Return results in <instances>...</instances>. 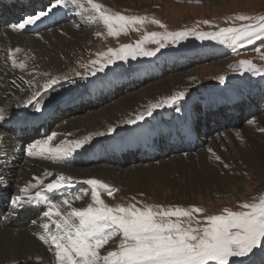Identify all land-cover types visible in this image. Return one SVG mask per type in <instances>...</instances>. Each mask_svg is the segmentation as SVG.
Returning <instances> with one entry per match:
<instances>
[{
  "label": "rangeland",
  "instance_id": "1",
  "mask_svg": "<svg viewBox=\"0 0 264 264\" xmlns=\"http://www.w3.org/2000/svg\"><path fill=\"white\" fill-rule=\"evenodd\" d=\"M94 2L95 3L102 2L100 4L104 6V10H106L107 12L111 14L121 13V14L128 15V16H143V17H146V20L143 23V25H136L133 28H129L125 32H122L121 34H119L118 36L107 35V29L105 28L103 23L100 21H93L94 23L93 25L95 27L92 32L90 31L91 30L90 27L82 28V26H80L82 25V22L76 21L78 22V26H80L79 27L80 29H78V27L77 29L81 30L82 28L83 30L89 31L92 34V38L87 42V45L85 47L78 48L74 56H72L73 60L70 63H68L65 66H61V63L59 62V67H55L53 69L55 70L57 68L58 73L55 74L53 70H49L46 74H42V76H38V80L32 76L37 69V67L34 65L40 64L43 61V58H44L43 55H47L48 52H49V55L47 56L57 58V55L59 54L60 51H57V54L54 51L57 50L55 44L59 43V39L58 41L57 39H53V41H48L46 43H43L42 41V46L38 49L36 53L32 52L31 50L32 47H29V49L20 48L18 51L20 53V56H19L20 59L18 58L14 63H12L9 60L11 57L12 50L6 47L1 37V33H3L6 29L0 30V65L2 66L4 65L3 67H1V69L7 71V72H3V74L9 76L11 72H19L21 76L19 73L18 74L16 73V75L22 79L25 76H29L30 79L32 78L31 80H29L30 84L31 82H34V81L37 82L35 87L37 91H41V95L49 94V92L51 93L50 89L47 92L42 91L43 86L50 79L56 78L58 81L61 80V78L63 77H68L69 79V80L65 79L64 81L57 83L55 85V87L59 85L63 86L65 88V91L63 94H66V95L62 99L61 102L57 101V98L59 97L58 96L49 105L50 109H57L59 105H61L62 107L58 110L57 113H53L52 115L49 116L51 122H53L57 114L59 113L58 118L55 120L54 123L51 124L50 130L45 136L43 137L36 136L32 138L31 140H27L28 142L20 144V143H17L12 138L11 134L8 133L7 130L5 132L4 131L5 129L0 127V130H1L0 134H2V136L0 135V139H2L8 147L17 146L19 148V152H22L21 154L23 156V162H24L23 170L22 171L20 170L19 172L17 171L16 164L19 162L21 158L18 160H12V162L10 160V164H8L7 166V171H8L7 176L9 180V185L1 187L0 191H4V194L2 196L7 197L10 201L12 197H14L15 195H18L19 193L18 190L15 189L16 186L13 185L14 183H17V184L29 183V181H31L33 177L37 175L38 176L40 175L39 177H42L43 175H44L43 177H46L47 176L46 171H47V172L53 173V176H47L48 181H51L52 179H54L55 175H58V174H63L65 176L72 177L73 179L72 186H75V190H73L71 195L67 197L71 198L77 194L82 195L80 196L82 197V200L81 202H77L76 207H85L89 203H92L91 195H90V185L84 182L86 179V176H84V174L81 175L80 173L81 170H83L84 168L87 169L88 166L82 165L83 163L81 165H78V164H74L73 162H71L70 158L72 157L73 154L69 155L68 157H65L63 159V162L61 163L60 161H52L50 159H47L46 156H36V157L29 158V156L27 157L26 152L24 151V149L29 144L34 143L38 140L45 139L47 135L54 132L55 129L61 128L63 124H65L68 120L70 121V118L72 120L71 123L73 122L75 123L76 121H82L78 119L81 116H82V119L84 118L83 120H85L83 122H86L88 120L86 118H89L88 116H90L91 114L92 115L90 117H93V116L101 117L99 119L100 122H99L98 133H105V135H102V136L95 135L94 137L93 134H91L94 140H91L90 142L102 141L100 139H108L110 137H115L116 139H119L121 136L120 132H123L126 129L127 130L130 128L134 129L137 126H147L148 127L149 125L152 124V122L155 121L156 118L161 116L160 114H163V111H165V109L162 108V109L154 110L152 116L146 117L145 120L140 121V123L138 122L136 124L129 125V124L124 123V121H126L127 119H134L137 114L141 112H145L150 104L160 102L165 97L175 94L178 91H184L185 97L181 102H179L178 105H173L171 107H167V106L165 107L167 111H166V114L164 115L165 117L170 116V119H173L175 117V114L179 113V111L176 110L177 107H179V109H181L182 107H186L190 111L195 113V109H193L195 104H199L200 106L201 105L207 106L208 102L213 103V100L216 99L217 95H219L220 99L222 98L227 99L226 95L229 92H233V93L239 92V94L241 95L250 96L252 93H255V91L260 92L264 90V76H262L263 73H260V74H254L250 72L241 73L237 70V67H236L240 60L248 59V60H251L253 63H255L261 69H264V41L262 40H256L253 42V44H244L242 47H239L236 52H233L232 46L230 44H223L219 41H200V40L195 39L193 36H189L188 39L181 41L179 44H170L166 46L165 48L161 49V51L153 57H137L135 60L129 58L128 60H126L127 62H129L128 63L129 67H125L121 69L119 66H116V64L117 62L122 63L123 61H117L114 64L106 67L105 71L97 72L95 76L86 75V73H90L94 68V65H92L91 61L98 59L99 58L98 54L105 52L108 48H117L124 44H135L136 41L143 39V37L147 33H150V32H162L165 30L176 31V30H184V29H196L199 31H209V30H217L220 27H228V26L236 25L240 23L239 21H236L234 19L236 15L244 14V15H250V16H264V0H119V1L94 0ZM86 3H87V0H86ZM82 6H84V9H86L89 12L88 17L91 14H94V11L91 9L90 5L83 4ZM152 19H157L161 21V23L165 27L161 28L159 25L151 23ZM204 21H209L210 23L205 24ZM88 26H90V24H88ZM66 27L68 26H59L58 29L54 30V35H57V33H59L61 30H63ZM78 30L70 31L68 33L69 34L68 38L65 37L64 39L62 36L61 37L66 43L68 42V39L71 36L74 38H72V40L70 41H74L76 40V38H79L83 33V32H79ZM97 33H99V35H97ZM30 36H33V35H30ZM29 42L31 41H26L25 43L29 44ZM31 43L33 45H36L33 42ZM144 46L149 49L157 47L156 44L150 41L146 42ZM210 46L220 48L223 52V56L221 57V54H218V56H216L214 59H209V58L202 59L198 55L193 56L201 48L210 47ZM257 48L260 49L259 52L256 51ZM207 53L213 54V51L209 50ZM30 57L32 59H30ZM154 57L164 58L165 61H167V63L169 59H171V61H174L167 69H165L164 73L162 74L160 78H150L149 80L144 81L140 86L128 92H122L121 94L114 97L113 99L111 98L110 101H108V98H107L104 103L98 106L92 107V108L88 107L90 106L88 105V103L92 100L94 101L95 99L97 100L99 98H96V97L95 99L90 98V101L88 103L86 102L87 104H85V106H81V108L77 110L73 109L69 111V113L65 114L64 112L65 110L70 109L72 108V106L74 107L76 105L73 102L70 103L69 105H67V103H64V102L66 101L71 102L72 101L71 98H74L76 96H77L76 98H78L82 90L88 89L87 88V86H89L88 84H92L99 88H105L106 93L109 95L111 91L108 92V88L110 87L109 86L100 87L99 86L100 82L109 81L112 79L113 75L115 77L122 75L124 72H127V70L135 71L139 68H142L144 65H147L146 63L150 61L151 59H153ZM179 58L185 60V62H182V66H180V64H177L176 62L178 61ZM153 62H157L156 59L150 61L149 67L153 65ZM21 63L24 65L23 67L19 66V64ZM123 65L124 64H122L121 66ZM77 73H79V75H77ZM179 76H181L183 80H181V82H176L177 79H175L174 81L173 78H176V77L179 78ZM221 76L224 77L223 81L220 80ZM97 81L99 82L98 85L95 84V82ZM156 81L161 83L160 84V94H157V98H155L154 100H150L149 96H144L142 97L143 100L141 101L138 100V102L136 101L135 104H132L130 107L128 106L124 107V109L120 111V113H123L124 110L127 111L123 119L118 118L117 120H112V119H109V117H107L108 115H100V116L98 115L100 112L103 111V107H106V105L108 104L112 105L116 99L119 100L120 98L124 96H129L130 98H132V96L135 95V93H140V94L142 93V95H144L145 93H143V89L146 88L145 86L150 85ZM250 82H257L254 88H251L254 85H251L253 83H250ZM70 84H76L80 86L81 88L77 92H73L71 89L67 90L66 87H68V85ZM0 85H2V88H1L2 91L10 95L11 101L19 102L15 106L16 109L14 108V110H17L18 112H22V110L24 109L23 111H26V112L28 111V113H30V111L31 112L36 111L34 104L29 106L28 108L23 107L25 104V100L27 101L32 96V94L30 95V91L22 90L19 88L12 90L10 83L6 82L4 78L0 79ZM232 86L238 89L235 91L234 90L228 91L226 89ZM247 88H250V89H247ZM85 93H88V92H85ZM101 96H104V94ZM23 101H24V104H23ZM222 101H225V100H222ZM45 111L46 110H44V112ZM249 121H252V123H249ZM261 123H264V114L257 113L255 115L248 116V118H243L239 126H229L223 130L220 129L217 133H214L208 136L206 135L205 137L202 138L203 143L201 147L198 146L199 148L198 147L194 148V150L198 148V152L196 156H198L199 158L204 157L208 153V150L214 147H216L219 151H222L223 144L226 145V144L231 143L232 141H235L237 143L239 142V144H244L246 139L243 134H245V132L248 129H252L254 130L256 134H262L260 137H262L263 139L257 140V142L261 144L262 143L261 141H263L260 151H262V155H263L262 160L264 161V132L259 131L260 128H264V124H261ZM109 127L114 128V131H113L114 134L109 135L111 133H107V129ZM79 128H80L79 133L77 134L79 139H83L84 137L89 136L88 134L90 133L95 134L97 132V131L94 132L93 129L85 130L84 124H79ZM59 131L60 130H57L58 133L55 131L57 133V136L54 139L55 141L51 142L53 145L58 144L59 142L64 140L61 137L62 135L61 131H60L61 135ZM224 139H225V142L223 141ZM218 142H221V145L219 144L220 146L218 145ZM249 144L247 143V145ZM215 154L219 156V153L215 152ZM210 156L211 157L207 155L203 159L206 163H209L213 167V169H215V172H218V175L220 177H225L226 175H228L229 177H233L229 181H227V179H224L225 181L223 180L221 184H218L220 185V189H217L218 187L214 184L208 187H204L202 189L200 185L194 184V189L190 191L189 188H192L193 186L192 179L187 180L184 177V174L177 170H171L169 172L170 176H167V177L158 176L157 174L151 175L149 173L147 174L143 172V169L145 168L147 170H153L154 168L158 167L157 168L158 170L162 171L163 169L165 170V172L169 170V169H165V167L166 168L170 167L171 169L173 168L177 169L179 167H172L170 165H171V162H174V158L175 160L176 159L179 160V157L171 158L169 161L167 160L169 157L160 159L161 162L159 164L157 163V161H151V160H148L146 162L145 161L136 162V160L133 159L134 161L131 162V160L129 161L127 160L130 158L126 157V160H124L123 162L115 164L117 167L116 168L117 170L116 169H113V170L117 172L116 179L122 180V178H125V176L123 175L124 174L129 175L130 173L128 171H131V173L134 176L133 180L138 182V184H137V187H135L134 184L130 182L132 186L131 185H128V186L133 187L134 189L135 188L137 189L135 190L132 189L129 191L128 186H127L128 188L126 186H122L124 185L123 183H120L121 185L117 183L120 186L114 187L115 182H113L112 180L110 181L102 180L106 184L110 185L112 188L116 189V191L113 193L111 197H109L106 192L102 191L101 197L105 201V203L108 204L109 206H114L116 204L127 205L129 203L136 204L137 207H142L144 205H152V206L159 205V206H163L164 208H168L169 206H180L183 208H188L190 206H196V207L203 209L202 213H193V220L191 222V226L197 227V224L195 222L197 219L202 221L204 216L213 215V214H221L224 208H228L232 211H240L242 210L240 208V205L242 203L256 202L261 196H264V163L258 162L256 163L257 165L254 166V168H250V169L244 165L242 169L237 170V171H232L231 169L234 167V165L232 164L233 160L226 159L227 163L223 164L224 169L222 170V167L220 166L222 163L221 162L222 159L217 161L213 155H210ZM184 157H187V156H184ZM220 158H223V157H220ZM203 159H200V160H203ZM76 160L78 161V159ZM149 162H152V163H149ZM97 163H98L97 165L106 164V163L102 164L103 163L102 160ZM136 163H138V165L143 166V167L141 168L139 167V169H133V168L127 169L128 167H132ZM242 163H243L242 160H237L238 165H243ZM149 164L154 165V166L151 167L150 169V167L148 168ZM215 164H217V166H215ZM59 165H62L63 167ZM106 165H110V164H106ZM159 165L162 167H159ZM225 165H227V167H225ZM0 166L2 168L4 167V164H2L1 161H0ZM118 168L121 169V173L119 172ZM213 169L206 168V170H213ZM194 171L199 172L198 170H194ZM21 172L23 175L21 174ZM79 174L81 176H79ZM182 175L184 178H182ZM14 176L17 179H15ZM191 176H193V173L191 174ZM80 182L82 183L81 185H79ZM64 198L65 197L56 198V199L51 200L52 202H55L59 205L61 204L62 208L60 207V209H62V212L66 211L65 210L66 206L62 205V200ZM137 202H140V203H137ZM41 215L39 219H37V221L32 222L28 227L22 228V229L27 230L32 225L40 226L46 220V218H44L43 215L42 216ZM39 222L41 224H39ZM1 228L8 229V226H4L3 224H0V229ZM10 231L12 235L18 236L17 232H15L14 230L13 231L10 230ZM30 233H34V230H30ZM31 238L37 239L36 235L34 234H31ZM119 240H120L119 235H117L116 237H113L109 241V243L105 245L104 248L99 250L100 254L105 255L107 251L115 250L118 247ZM2 250H3V259L10 258V256L8 257L4 254L5 252L12 255L11 257L15 256V253L13 252V250H8V249L6 250L2 249ZM261 255H264V249H257L256 251H254L252 254H250L247 257L233 258V264H236L237 260L239 261V264H253V263L254 264H264V256H261ZM258 256H261V257L258 258ZM30 261L32 260H28V261L24 260L23 262H18V264L20 263L27 264ZM10 262H8L7 264H10ZM50 262H51L50 264H55L56 261L51 260Z\"/></svg>",
  "mask_w": 264,
  "mask_h": 264
},
{
  "label": "snow or ice",
  "instance_id": "2",
  "mask_svg": "<svg viewBox=\"0 0 264 264\" xmlns=\"http://www.w3.org/2000/svg\"><path fill=\"white\" fill-rule=\"evenodd\" d=\"M76 2L77 0H49L46 9L30 14L9 27L13 31L25 30L27 26L34 25L41 18H46ZM87 4L94 11L89 20L102 22L109 36H118L129 28L143 25L146 20L143 16L111 14L94 0H87ZM234 19L240 23L217 30L184 29L147 33L135 44L108 48L98 54L99 58L91 61L94 65L93 70L86 75L95 76L97 72L105 71L106 67L117 61L153 57L166 46L179 44L189 36L200 41L230 44L233 52L244 44H253L256 40L264 41V16L240 14ZM151 23L161 28L165 27L157 19H152ZM148 41L157 47L146 48L144 45ZM256 51L259 52L260 49L257 48ZM23 66L20 64V67ZM236 67L241 73H264V69L248 59L240 60ZM220 80L223 81L224 77L221 76ZM12 83L15 84V81ZM57 83L56 78L50 79L42 91L47 92ZM184 97L185 92L178 91L160 102L150 104L145 112L137 114L134 119H127L124 123L133 125L143 121L146 117L152 116L154 110L178 105ZM40 98L41 91L34 92L23 107L28 108L34 104L35 110L40 111ZM176 110L179 111V107ZM5 119L4 112L0 110V121ZM113 131V127L107 129V133ZM259 131L264 132V128H260ZM96 135L102 136L105 133ZM56 136L57 133L52 132L45 139L29 144L24 149L26 155L46 156L52 161H62L74 150L81 149L92 140V136L89 135L80 140L66 139L53 145L51 142ZM208 151L217 161L221 159L212 149ZM46 175L53 176V173L46 171ZM33 180L34 183L29 182L20 187V194L12 197L10 212L16 215L19 210H24L26 205H34L38 200L48 205L47 210L42 213L46 220L40 225L43 234L38 235V239L49 245L48 250L54 253L56 264H233V258H244L257 249H264V196L256 202L242 203L240 211L224 208L221 214L204 216L202 221L197 219L195 221L197 227H192L193 213H202L203 209L196 206L137 207L133 203L109 206L102 199L101 193L106 192L111 197L116 189L95 178L86 181L90 185L92 203L85 207H74L73 199H80V195L65 197L62 205L66 206V211L62 212L61 205L52 202L50 196L45 193L55 194L65 187H71L72 177L58 174L47 183L39 176L33 177ZM117 235L120 236L118 247L101 255L99 250ZM236 264H239L238 260Z\"/></svg>",
  "mask_w": 264,
  "mask_h": 264
},
{
  "label": "bare ground",
  "instance_id": "3",
  "mask_svg": "<svg viewBox=\"0 0 264 264\" xmlns=\"http://www.w3.org/2000/svg\"><path fill=\"white\" fill-rule=\"evenodd\" d=\"M115 1H119V0H115ZM78 2H79V4L76 6V15H75L76 19L75 20L70 19L69 21H67L65 23H59V24L53 26L51 29L40 30V31H37L35 34H29V33L15 34V32L11 28H4L6 30L3 33H1L2 41L6 45L7 48H10L12 50L11 51V57L9 56L10 57L9 60L12 63H14L18 58L20 59V57H19L20 53L18 51H16L17 49H20V48L29 49V47H32L31 48L32 52L36 53L38 51V49L42 46V41H43V43H46L48 41H53V39H57V41L59 39V43L55 44L57 50L54 51L56 54H57V51H60L59 54L57 55V58L47 56V55H49V52H48L47 55H43L44 56L43 61L40 64L34 65V66L37 67V69H36L35 73L32 76L35 77L38 80V76H42V74H46L49 70H53L55 67H59V62L61 63V66H65L68 63H70L73 60L72 56H74V54L78 50V48L85 47L87 45V42L92 38V34L89 31L83 30L82 28L83 27L84 28L90 27V29H91L90 31L92 32L94 27H95L93 25L94 24L93 21L89 20V17H88L89 12L86 9H84V6H82L83 4H87L86 0H78ZM100 3H102V2H100ZM76 21H78V22L81 21L82 22V25H80V26H82L81 30H78V29H80L79 28L80 26H78V22H76ZM88 24H90V26H88ZM59 26H68V27H66L63 30H61L59 33H57V35H54V30L58 29ZM77 27H78V29H77ZM73 30L74 31L78 30L79 32H83V33H82V35L79 38H76V40H74V41H70V40H72V38H74V37L71 36L68 39V42L66 43L63 40V38L64 39H65V37L68 38L69 37L68 33L70 31H73ZM30 35H33V36H30ZM26 41H31L34 44H36L37 46L33 45L31 42H29V44H26L25 43ZM26 51H28V50H26ZM24 54H26V53H24ZM38 54H40V53H38ZM43 54H44V52H43ZM27 58H25V59H27ZM25 59H23V60H25ZM30 59H32V58L30 57ZM21 60H22V58H21ZM38 60H39V58H38ZM155 64H157V62H153V65H151V67L154 66ZM16 65H18V64H16ZM16 65H14V66H16ZM3 66L0 65V79L4 78L6 82L10 83L12 90H15L16 88H19V89H22V90H28V91H30V95L37 91V89L35 87L37 82L34 81V82H31V84L29 82V80H31L32 78L30 79L29 76H25L23 79L19 78L16 75V73L18 74L19 72H11L9 74V76H7V75L3 74V72H7V71L1 69V67H3ZM19 66H20V64H19ZM47 66H49V67H47ZM53 72L55 74L58 73V69L56 68L55 70H53ZM133 72H134V70H127V72H124L123 74L124 75H132ZM20 76H21V74H20ZM120 76L121 75L115 77L113 75L112 79L120 77ZM65 79L69 80L68 77H63V78H61V80L58 81V83L64 81ZM112 79L109 80L108 82H111ZM173 79H174V81H175V79H177L176 82H181V80H183L181 78V76H179V78L176 77V78H173ZM13 81H15V84L12 83ZM104 82H106V81H102L100 83H103V84H99V82L97 81V82H95V84L96 85L99 84L100 87H108L109 86L110 88H108V91H112L113 83L107 84V83H104ZM160 84L161 83L157 82V81L153 82L150 85L146 84L147 85V86H145L146 88L144 87L145 89H143V93H145L144 95H142V93L141 94L140 93H135V95H133L132 98H130L129 96H124V97L120 98L119 100L116 99L115 102L112 105L108 104V105H106V107H103V111L100 112L98 115L99 116L100 115H108L107 117H109V119H112V120H117L118 118L119 119L120 118L123 119L125 114L127 113V111L124 110L123 113H120V111H122L124 109V107H127V106L130 107L132 104H135L136 101L138 102V100H140V101L143 100L142 97H144V96H149L150 100H154L155 98H157V94H160ZM88 85H89V86H87L88 89L82 90V92H81V94L79 95L78 98H76L75 100H72L71 102H69V101L64 102V103H67V105H69L72 102L75 105H77V106H74V107L72 106V108L65 110L64 111L65 114L69 113V111H71L73 109L77 110V109L81 108V106H85V104H83V103H86V102H82V101H85V100H83V98H85V92H89L92 95H95V97L99 98V99L101 98V95H102L101 93L102 92H106L105 88H99L97 86H91L92 84H88ZM1 88H2V85H0V110H2L4 112V114H5V116H6V119L3 120V121H7V120H10V119H12V120H25L27 118L37 119L43 113H46V114H48L50 116L53 113H57L58 110L62 106L59 105V107L57 109H50L49 105L58 96L59 97L57 98V101L61 102L62 99L66 95V94H63L64 91H65V88L63 86L59 85V86L55 87V85H54L50 89L51 93L49 92V94L41 95V98H40L41 109H40V111H35V112H31L30 111V113H28V111L27 112L23 111L24 110L23 109L22 112H18L17 110H14V108L19 102L18 101H11L10 100L11 99L10 95L8 93L2 91ZM80 88L81 87L76 85V84H70V85H68V87H66L67 90L71 89L73 92L79 91ZM232 94H233V92L227 93V95H229V96L232 95ZM95 97H92V99L93 98L95 99ZM27 98H28V96H27ZM107 98H108V94H107V96H104V99H102V101H106ZM99 99H97V100L95 99L94 101L97 102ZM25 102H26V100H25ZM23 104H24V101H23ZM88 107H90V106H88ZM193 109H195V113L199 112L200 111V105L199 104H195ZM44 110H46V111L44 112ZM19 111H20V109H19ZM118 113H120V114H118ZM191 113H194V112L190 111L186 107H182L179 110V113L175 114V117L173 119H170V116L165 117V115H161L158 118H156L155 121L152 122V124L149 125L148 127L147 126H137L134 129L130 128L128 130L126 129L123 132H120L121 136H120L119 139H116L115 137H110L108 139H100L102 141H97V142L96 141H92V142L89 141L81 149L74 150L70 154V155L73 154L72 157L70 158V160H71V162L76 163L77 162L76 159L80 158L81 156L86 157V155H88V150L92 149L91 151L93 152L94 149H95L93 147L96 144H104L105 146L110 147L114 142H118L119 140H122V139H125L127 143H131V142L139 143V141L142 140L143 137H147L150 133H152V132H148L147 131L148 129L154 130V129H158V128H161V127H172V126H174L176 124V122H179L183 127H185V126H187V123H186L185 119ZM90 116H88L89 118H86V119H88L86 122H83L85 120H83L84 118L82 119V116L78 118V119H80L82 121H76L75 123L74 122L71 123L72 120L70 118V121L68 120L65 124H63V126L61 128H57L55 126L57 128V129H55V131L57 132V130H60L62 135H61L60 131H59V133H60L61 137L64 140H66V139L67 140H80L78 138V136H77V134L79 133V129H80L79 128V124H84L85 125V130L86 129H89V130L93 129L94 132L97 131L95 134L94 133L88 134V135L93 134V136L95 137V135L98 133V130H99L98 129L99 128V122H100L99 119L101 117H98V116L90 117ZM261 124H264V123H261ZM4 131L6 132V130H4ZM52 131H54V130H52ZM71 132H73V133H71ZM112 134H114V132H112L109 135H112ZM0 135L2 136V134H0ZM60 135H58V136H60ZM243 135H244V137L246 139L244 144H239V142L237 143L235 141H232L229 144H226V145L223 144V150L222 151H219L214 146H213L214 148H211L214 153L217 152V153H219L220 157H223V158H221L222 159L221 160L222 163L220 165L222 167V170L224 169L223 168V164L227 163L226 159L227 160L228 159H232L233 160L232 164L234 165V167H233L234 169L232 168L231 169L232 171L240 170V169H242V167H244V165L247 166L250 169V168H254V166L257 165L256 163H258V162L264 163V161L262 160L263 159L262 158V156H263L262 155V151H260V148L262 146L263 141H261L262 142L261 144H259V142H257V140L263 139L262 137H260L262 134H256L254 132V130L248 129L245 132V134H243ZM92 140H94V139L92 138ZM53 141H55V140H53ZM156 141L159 143L158 140H156ZM223 141L225 142V139ZM53 143H55V142H53ZM247 143L248 144L250 143V144L247 145ZM219 144L221 145V142H218V145ZM20 151H22V150H20ZM197 152H198V148H196L194 151L192 150V151L185 152V153H179L176 156L169 157L167 159L168 161L171 158L179 157V160H177V159L175 160V158H174V162L170 161L171 162L170 166L179 167L177 169H174V168L171 169L170 167L169 168L165 167V169H169L167 172H165V170H163V169H162V171L158 170L157 169L158 167L154 168L153 170H147L145 168V169H143V172L147 173V174L149 173L151 175L157 174L158 176H165V177L170 176L169 172L171 170H177L179 172H182L184 174V177L187 180L188 179H192V181H193L192 188H189L190 191L194 189V184L200 185L201 189L204 188V187H208V186L214 184V185H216L218 187L217 189H220V185H218V184H221L224 179H227V181H229V180H231L233 178V177H229L228 175H226L225 177H220L218 175V172H215V169H213V167L209 163H206L204 161L203 158L206 157L207 155H209V157H211L210 155H212V153H210L208 151V153L204 157L199 158L198 156H196ZM21 153L22 152H19V148L17 146L8 147L6 145V143L2 139H0V161L2 162V164H4L3 168L0 166V188L3 187V186H8L9 185V180H8V176H7V172H8L7 171V166H8V164H10V160H11V162H12V160H16V158H15L16 156H18L19 159L21 158L22 161H19L16 164V168H17L18 172L20 170L21 171L23 170L24 162H23V156H22ZM141 154H144V152H142ZM192 154H193V156H192ZM181 156H183V157H181ZM184 156H187V157H184ZM132 158L135 159V156L132 155ZM200 159H203V160H200ZM234 159H235V161H234ZM127 160L129 161L130 159H127ZM135 160H136V162L139 161L137 159H135ZM237 160H242L243 161V163H242L243 165H238L237 164ZM160 162H161L160 160H157L158 164ZM149 163H152V162H149ZM97 164L98 163L87 164L86 166H88V168L87 169L84 168L83 170L80 171L81 175L84 174V176H86V179L84 181L85 183L90 178H95V179L98 178V179H101V180H104V181L112 180L113 182H115L114 183V187H119L121 185L120 183H123L124 185H122V186H126V187L128 185L132 186L131 183H133L134 186L137 187L138 182L133 180L134 176L131 173V171H128L130 173L129 175L128 174H124L123 176H125V178H122V180L121 179L117 180L116 179L117 172H115V170H113V169L117 168L116 165H114V166L112 165L111 166V165H106L105 163H102V164H105V165H97ZM42 165H44V164H42ZM11 166H12V164H11ZM55 166H57V165H55ZM59 166L63 167L62 165H59ZM153 166L154 165L149 164L148 168L150 167V169H151V167H153ZM215 166H217V164H215ZM139 167L141 168L143 166H140V165H138V163H136L132 167H128V168L125 167V168H127V169H129V168L139 169ZM159 167H162V166L159 165ZM206 168H210V169H213V170H206ZM50 169H48V170H50ZM118 169H119V172L121 173V169L120 168H118ZM61 170H63V169H61ZM194 170H198L199 172H196ZM9 173H10V171H9ZM192 173H193V176H191ZM21 174H22V172H21ZM81 175L79 174V176H81ZM43 176L41 178H44V181L47 183V181H48L47 176L46 177H43ZM184 177L182 175V178H184ZM15 179H17V178L15 177ZM29 182L34 183L35 181L32 179ZM48 182H50V181H48ZM117 183H119L120 185L117 184ZM26 184H28V183H26ZM26 184L14 183L13 185L16 186L15 189H17L18 192H19V188L22 187V186H25ZM81 184L82 183L80 182L79 185H81ZM128 187H129V189H128L129 191L134 189L133 187H130V186H128ZM147 187H148V185H147ZM197 188H199V187H197ZM135 189H137V188H135ZM3 194H4V191H0V196H2ZM19 194L20 193H18V195ZM79 194H81V193H79ZM80 196H82V195H80ZM81 200H82V197L80 199H73V206L76 207L77 202H81ZM60 210L62 211V209H60ZM39 224H41V223L39 222ZM8 229H3V228L0 229V264H7L10 261H11L10 264H18V262H23L24 260L25 261L32 260V261L28 262L27 264H41V263L42 264H50L51 260L55 261L54 254L52 253V251L48 250L49 249V245L44 244L42 241H40L38 239V235H42L43 234V230L41 229L40 226L32 225L27 230H23L22 228H14L12 226L11 227L8 226ZM10 230H12V231L14 230L15 232H17L18 236L12 235ZM30 230H34V233H30ZM31 234L36 235L37 239L31 238ZM2 249L13 250V252L15 253V256L11 257L12 255H10L9 253L5 252L4 254L6 256H8V257L10 256V258L3 259V250ZM31 253H33V254H31ZM261 256H264V255H261ZM261 256H258V258H260ZM20 264H22V263H20ZM55 264H56V262H55Z\"/></svg>",
  "mask_w": 264,
  "mask_h": 264
},
{
  "label": "water",
  "instance_id": "4",
  "mask_svg": "<svg viewBox=\"0 0 264 264\" xmlns=\"http://www.w3.org/2000/svg\"><path fill=\"white\" fill-rule=\"evenodd\" d=\"M101 181V180H100ZM103 182V181H102Z\"/></svg>",
  "mask_w": 264,
  "mask_h": 264
}]
</instances>
